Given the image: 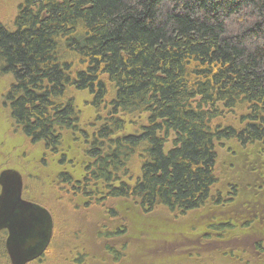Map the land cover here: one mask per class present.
Instances as JSON below:
<instances>
[{"label":"trees","instance_id":"1","mask_svg":"<svg viewBox=\"0 0 264 264\" xmlns=\"http://www.w3.org/2000/svg\"><path fill=\"white\" fill-rule=\"evenodd\" d=\"M0 63L13 79L6 133L21 140L0 171L30 176L46 208L96 217L102 261L119 259L117 235H140L137 251L162 243L153 236L183 241L173 234L203 207L211 221L192 237L233 231L216 223L229 208L214 175L226 137L252 179L242 191L264 202V0H24L0 25ZM190 247L202 245L169 264L203 261Z\"/></svg>","mask_w":264,"mask_h":264},{"label":"rangeland","instance_id":"2","mask_svg":"<svg viewBox=\"0 0 264 264\" xmlns=\"http://www.w3.org/2000/svg\"><path fill=\"white\" fill-rule=\"evenodd\" d=\"M23 1L24 0H0V25L11 28L12 22L18 14L19 5ZM3 67L4 65L0 63V157H6V154H8L7 157H10L12 153H16V156H18L17 154L21 151V149L18 150L15 147V142L20 143L21 140L19 138H16V140H14V136H10L8 135V133H6L8 131V123L6 124V122L9 116L8 114L10 112V104H3V99L6 97V94L4 93L8 92V87L10 86L13 79L9 74H6L2 71ZM77 98V104L79 106H82V100L84 98H87V96L80 94L77 96ZM90 112L91 110L88 109V111H85L84 113L87 115L90 114ZM84 113L81 114L83 118L86 116H83ZM14 131L16 132L18 137H23V131L19 126L16 127ZM29 141L30 139L26 137L25 143L27 142L28 147L35 152L39 147V144L31 143V141ZM233 143V140L227 139V137L225 140H219L216 143L215 151L217 159L214 166V175L217 181V185H215V187L222 184V182L231 181L232 179L237 178V172L231 167L229 156V154H231L229 153V151L232 150ZM12 159L14 160H12L9 164L13 165L14 163V165H16L15 162L16 160L18 161V159ZM245 178H243L242 183L249 190L252 186V184H249V182L250 180L252 182V179L251 177ZM24 183L26 196H30L29 193H31V195L33 196L37 189L34 180L27 175V177L24 176ZM219 189L220 188H218V190ZM231 196L232 195L228 196V198ZM75 198L76 197H74L73 201L77 199ZM246 200H249V196L245 194V191H242L241 189L239 196L240 205H236L234 208H236L237 210H244ZM58 205L60 209L62 208L60 212L55 211L58 206L52 204L51 207L48 206L49 208H47L50 213L52 212V214L57 212L56 220L52 228V237L50 240V243L52 244L50 248L46 250L44 255L41 256V259H35V261L29 264H169L173 261L170 258H173L174 256H181V254L184 255V251H182V248L194 246L195 244L202 245V250L200 248L196 251L192 250L195 247H190L188 249V253H191L192 251L193 253L199 252V257L203 258V261L192 262L191 260H188L177 264H197V262H200L198 264H262L264 262V248L262 251H260L258 248L259 244H257L259 240L261 242L264 241V238L260 235H257L256 233H253L252 231H245L246 228H250L251 224L249 223L248 226L247 224H243L240 227L241 229L239 232L236 231L237 228H234L235 232L234 229L233 231H226L225 233L224 231L217 232L220 236L215 235L213 236V238L212 236L206 237L208 234L204 233L202 234V236L197 235L195 237H192V233H194L196 229L195 226L197 224L198 226H201L205 222L207 223L208 221H211L205 213L206 207L196 210L197 213L199 212L198 217L192 219L187 223L188 225L193 223L192 226H194L192 227V229H190V233H188L186 230L184 231L186 233H182L183 231H178L177 233L173 234L174 238L180 236L181 234V236L183 237V241L170 243L165 239L159 238V236H153L155 237V239H160L162 243L157 244L154 249V246H149L148 248H142V250L137 251L132 246L136 245L135 242H138V240L142 238L140 235H133V237L131 236V239L133 240L131 244L129 243L130 239L123 236L124 234H122V236L117 235V237H110L107 240V243L108 245L111 244L112 247L117 248L116 250L121 251L119 259L115 261V255L112 256V254L109 253V259L102 261V259L107 256V254L103 253V251L100 250L103 244L99 243L103 240L100 239L101 237L98 238L92 235V229L97 225L95 224L97 222V218L93 216L92 218L86 215L84 213L85 210L83 209L78 208L76 210H65L63 204L58 203ZM87 209L86 211L89 212L93 208L92 206H89V208ZM244 212L246 215H248L246 211ZM249 214L251 213L249 212ZM219 215L221 216H218L220 218V221L222 219L226 220V217H230V214L227 212L222 214L219 213ZM184 220L186 219H181V222ZM157 233L159 234L160 232ZM5 238L2 239V236H0V264H11L5 248ZM202 238L204 239V241H201ZM175 240L178 239L175 238ZM192 240H194V242ZM143 244L147 245L145 243ZM125 246L127 248H125ZM188 253L186 251L185 254ZM127 254L132 255L127 256Z\"/></svg>","mask_w":264,"mask_h":264},{"label":"water","instance_id":"3","mask_svg":"<svg viewBox=\"0 0 264 264\" xmlns=\"http://www.w3.org/2000/svg\"><path fill=\"white\" fill-rule=\"evenodd\" d=\"M23 176L15 168L0 171V231L11 264H28L47 249L53 220L43 205L23 198Z\"/></svg>","mask_w":264,"mask_h":264},{"label":"flooded vegetation","instance_id":"4","mask_svg":"<svg viewBox=\"0 0 264 264\" xmlns=\"http://www.w3.org/2000/svg\"><path fill=\"white\" fill-rule=\"evenodd\" d=\"M231 167L237 171L239 177L232 179L231 181H228L226 183V188L220 190V192H219L220 198L223 201L222 206H226V205L229 206V208L226 210V212L230 214V217H226V220L222 219L221 221H217L216 223L224 224V225L228 224L230 226H233L234 228H240L243 224H247V226H248V223H249V224H251L250 228H248V229L246 228L245 231H248V232L252 231L253 233H256L257 235H260L264 238V202L262 200L256 198V197H252L249 200H246L245 209H248L246 211L248 213V215L243 214L245 209L244 210H241V209L237 210L236 208H234L236 205H240V203H239L240 190L243 188H246L245 186H243L242 179H241V177L244 174L243 171L245 172V170L242 169L241 162L235 163V162L231 161ZM11 168L17 169L16 167H11ZM229 194L232 196L228 198L227 196ZM22 195H23V198L42 205L40 201L33 199V196H31V194H30V196L29 195L26 196L25 183L23 186ZM217 201H220V200H217ZM242 204H243V201H242ZM249 212L251 214H249ZM52 220H53V218H52ZM53 225H54V222H53ZM210 226H212V223L208 224V227H210ZM0 236H2V239L7 237V230L6 229L1 230ZM5 240H6V238H5ZM261 240H263V239H261ZM257 244H259L258 248H260V249L264 248V241L261 242L259 240V242ZM46 250L42 253V255H44ZM42 255H40L38 258L41 259ZM33 261H35V260H33Z\"/></svg>","mask_w":264,"mask_h":264}]
</instances>
